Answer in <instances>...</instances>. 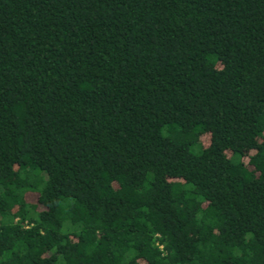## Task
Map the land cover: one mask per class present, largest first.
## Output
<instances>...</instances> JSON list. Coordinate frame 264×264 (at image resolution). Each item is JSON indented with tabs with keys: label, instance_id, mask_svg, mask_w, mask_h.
<instances>
[{
	"label": "trees",
	"instance_id": "1",
	"mask_svg": "<svg viewBox=\"0 0 264 264\" xmlns=\"http://www.w3.org/2000/svg\"><path fill=\"white\" fill-rule=\"evenodd\" d=\"M0 264H264V0H0Z\"/></svg>",
	"mask_w": 264,
	"mask_h": 264
},
{
	"label": "rangeland",
	"instance_id": "2",
	"mask_svg": "<svg viewBox=\"0 0 264 264\" xmlns=\"http://www.w3.org/2000/svg\"><path fill=\"white\" fill-rule=\"evenodd\" d=\"M207 141H208V136L207 135H204L202 136V142L205 144H207Z\"/></svg>",
	"mask_w": 264,
	"mask_h": 264
}]
</instances>
